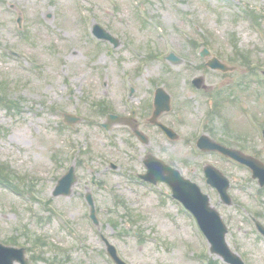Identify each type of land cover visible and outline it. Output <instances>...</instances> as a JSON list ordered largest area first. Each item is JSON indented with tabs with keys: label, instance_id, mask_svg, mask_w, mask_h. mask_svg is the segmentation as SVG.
Returning a JSON list of instances; mask_svg holds the SVG:
<instances>
[{
	"label": "rangeland",
	"instance_id": "obj_1",
	"mask_svg": "<svg viewBox=\"0 0 264 264\" xmlns=\"http://www.w3.org/2000/svg\"><path fill=\"white\" fill-rule=\"evenodd\" d=\"M245 11L259 19L246 18ZM19 12L26 19L24 33L16 25ZM94 22L123 45L113 51L97 46ZM203 47L235 69L223 74L206 68L208 59L199 57ZM135 50L142 58L133 57ZM170 52L185 62L172 65L165 58ZM263 70L264 0H0V83L8 93L0 92V173L11 177H0L8 183L0 186V242L34 247L31 264H114L102 236L127 264H225L210 253L167 185L137 177L146 172L142 159L151 153L209 195L233 251L247 264H264V239L251 221L264 224V188L249 169L196 148L205 134L264 162ZM199 76L207 90L190 84ZM130 86L135 90L128 99ZM156 86L171 96L172 111L161 119L179 134L177 141L142 117L150 143L135 140L130 155L124 145L128 130L119 126L108 134L88 123L105 122L93 117L92 103L105 101L121 112L145 107ZM11 103L17 107L9 110ZM64 113L86 120L74 131L63 124ZM111 162L119 170L112 171ZM74 164L78 183L72 195L54 197L58 180ZM207 164L230 180V206L206 183ZM89 192L99 226L90 219ZM40 241L45 247L36 246Z\"/></svg>",
	"mask_w": 264,
	"mask_h": 264
},
{
	"label": "water",
	"instance_id": "obj_2",
	"mask_svg": "<svg viewBox=\"0 0 264 264\" xmlns=\"http://www.w3.org/2000/svg\"><path fill=\"white\" fill-rule=\"evenodd\" d=\"M95 34L101 39L113 40L99 26H96ZM206 54L207 53H204L203 55L205 56ZM169 58L175 63L180 62L176 60L174 56ZM208 65L212 69L227 71V67L222 65L217 59H213ZM197 84L201 86L202 80H198ZM169 100V97L162 90H160L157 97L158 110L156 116H158L163 111L170 110ZM71 121L73 122L74 120ZM165 132L168 134V136H170V138H177V136L171 130L165 129ZM199 146L205 151H220L240 161L241 163L248 165L253 169L254 177L259 178L262 185H264V166L258 161L249 157H245L237 151H232L230 149L216 145L207 137H203L199 141ZM146 164L148 173L143 178L154 184L159 181L167 182L172 187L175 198L183 202L185 206L197 217L203 231L212 245V252L223 257V259L229 264H243L241 259L233 254L228 248L226 243L227 228L224 225L219 213L210 206L208 196L204 195L197 185L183 179L179 172L169 166H166L163 162L157 160L156 158L149 157ZM206 173L207 177H209V182L211 181L210 183L218 188L222 200L226 204H231V199L227 194V189L229 187L228 181L221 175L220 172H217L213 169H206ZM76 181L74 169L72 168L71 171L59 181L58 186L54 191V196H70L72 193V187ZM87 202L91 207L92 219L95 223H98L96 218L95 204L91 194L87 195ZM258 228L264 235V228L260 225H258ZM105 243L107 245L108 254L115 260V262L117 264H124L117 257L115 248L111 246L107 240H105ZM15 262L29 264V261L25 260V250L4 247L0 244V264H15Z\"/></svg>",
	"mask_w": 264,
	"mask_h": 264
},
{
	"label": "flooded vegetation",
	"instance_id": "obj_3",
	"mask_svg": "<svg viewBox=\"0 0 264 264\" xmlns=\"http://www.w3.org/2000/svg\"><path fill=\"white\" fill-rule=\"evenodd\" d=\"M108 104H110V103H108ZM137 110H138V112L136 111L135 116L132 117L131 120L126 119L124 121L125 124H130L132 126L137 125L138 128H141L142 123L139 121V119H141L142 117H145V114H144L143 109H137ZM123 117H125V116H123ZM126 127L128 128V126H126Z\"/></svg>",
	"mask_w": 264,
	"mask_h": 264
}]
</instances>
